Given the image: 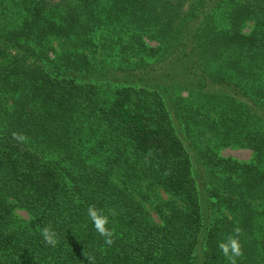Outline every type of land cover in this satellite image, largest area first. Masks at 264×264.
Masks as SVG:
<instances>
[{
	"label": "trees",
	"instance_id": "16d2710c",
	"mask_svg": "<svg viewBox=\"0 0 264 264\" xmlns=\"http://www.w3.org/2000/svg\"><path fill=\"white\" fill-rule=\"evenodd\" d=\"M235 227L253 264L264 0H0V264H229Z\"/></svg>",
	"mask_w": 264,
	"mask_h": 264
},
{
	"label": "clouds",
	"instance_id": "9594fccd",
	"mask_svg": "<svg viewBox=\"0 0 264 264\" xmlns=\"http://www.w3.org/2000/svg\"><path fill=\"white\" fill-rule=\"evenodd\" d=\"M13 138L23 141L26 137L20 133H13ZM117 213L114 209L109 210L106 214L103 209L97 208L95 205H90L87 209V217L90 220L94 230L99 236L104 238V243L111 246L115 242V229L109 227L110 216H115ZM242 229L235 227L233 229L234 234L228 235L224 240H221L217 244V248L222 255L228 259L229 264H237V258L243 256V247L240 240V233ZM40 234L43 238V242L46 245L55 247L58 244V237L51 225L45 226L40 229ZM89 264H94L95 258L93 256H87Z\"/></svg>",
	"mask_w": 264,
	"mask_h": 264
},
{
	"label": "rangeland",
	"instance_id": "374dc122",
	"mask_svg": "<svg viewBox=\"0 0 264 264\" xmlns=\"http://www.w3.org/2000/svg\"><path fill=\"white\" fill-rule=\"evenodd\" d=\"M183 96L186 94L181 92ZM222 155L234 157L240 160L248 161L252 157V151L248 148H243L239 146H228L223 147L221 150ZM23 214V213H22ZM253 264H264V253L257 257L256 261Z\"/></svg>",
	"mask_w": 264,
	"mask_h": 264
}]
</instances>
